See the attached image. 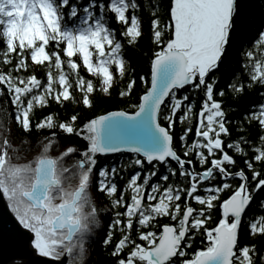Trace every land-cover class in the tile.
<instances>
[{
    "label": "snow or ice",
    "instance_id": "obj_1",
    "mask_svg": "<svg viewBox=\"0 0 264 264\" xmlns=\"http://www.w3.org/2000/svg\"><path fill=\"white\" fill-rule=\"evenodd\" d=\"M246 7L0 0V264H84L96 243L105 264H264V16ZM117 81L136 102L81 119Z\"/></svg>",
    "mask_w": 264,
    "mask_h": 264
},
{
    "label": "trees",
    "instance_id": "obj_2",
    "mask_svg": "<svg viewBox=\"0 0 264 264\" xmlns=\"http://www.w3.org/2000/svg\"><path fill=\"white\" fill-rule=\"evenodd\" d=\"M246 15L254 20L256 23H259L261 17L264 16V3L261 0H246ZM255 31V25L249 27L245 22L241 28V30L237 33V36L234 41L233 51L231 55L230 62L225 66L227 72H231L234 69L239 68V63H237L241 57L239 56L240 46L246 41L250 40L252 34ZM148 26L144 24V36L140 39L139 43L134 47H130L128 49V57L133 66V75L144 74L147 71L149 57L152 52V44L148 39ZM120 81L116 82V87L112 89V94L110 96H105L101 93H97L95 97V106L92 108L84 109L81 112V119L84 117H91L93 114H99L102 111L114 110L117 108H127L131 103L136 102L138 94L141 93L143 89V85L137 81V85L135 86L132 92V99L129 100L127 97H120L119 87ZM246 97L249 103H256L260 100L259 95L255 90L247 91ZM77 111H80L79 106H76ZM47 111V109H45ZM64 113H61L63 116ZM178 130V129H177ZM191 135V134H190ZM117 158H110L109 162L116 160ZM97 203L99 204L101 197L98 192L93 193ZM198 246V242L193 247ZM109 259L106 253L101 249L99 243H96L94 247L91 248L89 255L86 257L84 264H105V262Z\"/></svg>",
    "mask_w": 264,
    "mask_h": 264
},
{
    "label": "water",
    "instance_id": "obj_3",
    "mask_svg": "<svg viewBox=\"0 0 264 264\" xmlns=\"http://www.w3.org/2000/svg\"><path fill=\"white\" fill-rule=\"evenodd\" d=\"M13 217L6 207V201H0V234L7 235L12 227ZM19 259V257H17Z\"/></svg>",
    "mask_w": 264,
    "mask_h": 264
},
{
    "label": "rangeland",
    "instance_id": "obj_4",
    "mask_svg": "<svg viewBox=\"0 0 264 264\" xmlns=\"http://www.w3.org/2000/svg\"><path fill=\"white\" fill-rule=\"evenodd\" d=\"M53 154H55V152H53Z\"/></svg>",
    "mask_w": 264,
    "mask_h": 264
}]
</instances>
